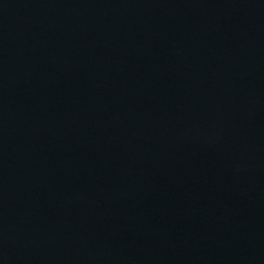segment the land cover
Listing matches in <instances>:
<instances>
[{"label": "water", "instance_id": "water-1", "mask_svg": "<svg viewBox=\"0 0 264 264\" xmlns=\"http://www.w3.org/2000/svg\"><path fill=\"white\" fill-rule=\"evenodd\" d=\"M0 264H264V0H0Z\"/></svg>", "mask_w": 264, "mask_h": 264}]
</instances>
